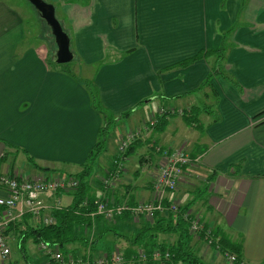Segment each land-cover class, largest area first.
Here are the masks:
<instances>
[{
	"label": "crops",
	"instance_id": "1",
	"mask_svg": "<svg viewBox=\"0 0 264 264\" xmlns=\"http://www.w3.org/2000/svg\"><path fill=\"white\" fill-rule=\"evenodd\" d=\"M48 2L74 45L71 74L48 64L42 33L30 31L26 3L0 0V177L83 171L105 124L86 81L95 84L108 111L128 114L109 125L113 150L109 154L106 144L98 171L85 181L90 201L115 169L119 138L130 132L141 134L115 185L113 206L152 201L165 152L183 149L191 158L201 156L187 168L180 188L167 195L163 212L138 220L126 212L113 223L103 216L88 218L78 226V241L61 248L64 255L85 261L121 251L130 259L139 241L153 240L149 229L155 222L165 229L175 226L181 209L168 208L176 202L225 242L218 250L202 236L172 227L157 235L159 245L172 247L183 236L198 264H236L224 251L245 264H264V0ZM220 49H225L222 59ZM160 109L168 110L163 125L147 126ZM5 195L0 188V197ZM40 197L52 207L60 202L62 209L77 202L74 192ZM50 214L25 215L9 226L7 264H53L36 233Z\"/></svg>",
	"mask_w": 264,
	"mask_h": 264
},
{
	"label": "built area",
	"instance_id": "2",
	"mask_svg": "<svg viewBox=\"0 0 264 264\" xmlns=\"http://www.w3.org/2000/svg\"><path fill=\"white\" fill-rule=\"evenodd\" d=\"M173 113L175 111H172ZM168 110L160 109L159 114H154L147 122V126L151 128L158 124V119L166 115ZM141 131L130 132L125 136H121L118 140V156L115 161V172H108L103 178L102 192L94 201L85 199L83 208H94L86 214L89 218L103 216L106 221L113 223L118 216L129 212L134 219L152 218L155 212H163L165 210L164 201L170 192L177 191L185 181L186 170L190 165L199 164L201 156L191 158L183 149L173 153L165 152L164 160L161 162L160 168L154 176L153 180V199L149 202H140L135 207H130L126 203L119 205L110 204L114 200V189L119 181L122 173L126 169L127 152L130 144L137 140ZM80 181L74 176H44L41 178L22 177L20 174L14 176L3 175L0 177V188L5 190L6 195L0 197V264H7L11 255V248L7 238V230L9 226L16 220L25 215H31L35 219H39L45 212H50L44 219V226H51L56 223L55 217L52 215L54 211L62 210L61 203L58 202L54 207L45 204L40 195L48 192L71 193L78 190ZM93 203V205L91 204ZM180 205L176 202L168 208L173 213H178ZM189 221L190 234L202 236L209 246H215L220 250L223 246L222 236L214 231L212 227L202 223L198 216H193L189 212L184 215ZM40 250L45 253L53 264H179L173 261V254L170 250L163 252L155 248L151 253H147L142 246L137 248L136 254L132 258H126L121 251H115L110 257L102 255L100 257L89 256L85 261L73 256L66 257L61 251L60 245L50 244L42 241L39 243ZM225 257L231 263L245 264L238 255L224 251Z\"/></svg>",
	"mask_w": 264,
	"mask_h": 264
},
{
	"label": "trees",
	"instance_id": "3",
	"mask_svg": "<svg viewBox=\"0 0 264 264\" xmlns=\"http://www.w3.org/2000/svg\"><path fill=\"white\" fill-rule=\"evenodd\" d=\"M224 51L225 49H220L219 50V59H222L224 56ZM198 57V56H197ZM48 64L51 66H64V65H58L55 63V59L54 57L51 58L48 61ZM86 88H88V92L90 94V98H91V102H92V106L93 108L98 111L99 113H101V115H103V118L105 120V126L102 127L100 129L99 132V137H98V141L97 143L94 145V147L92 148V150L90 151L87 161L84 165L83 171L79 174H77L76 177L79 181H80V187L78 188L77 191H75V198H76V204L70 208L67 209H62L61 211H55L54 212V217L56 219V223L51 225V226H45L44 228H42L41 230L36 231V233L38 234V237H40V239L42 241H46L49 242L50 244H54V245H60V247H65L66 245H68L69 243L78 241V233H77V229L78 226L81 223H85L87 222L89 216H87V212L89 210H87L85 213L81 212V214L76 213V211H78L79 209L84 210L85 208H83V202L85 199L87 198V194L85 191L86 188V180L91 176L92 174V170H93V166L96 165L98 158H100V156L103 154V152L106 149V144H107V136H108V131H109V125L112 124L111 121L115 122L116 118L113 120L111 119V121L109 120L107 114L105 113L103 106L101 104L100 98H99V93L97 90V87L95 86V84H93L92 82H85ZM128 114H123L120 117H125ZM165 116H162L158 119V124L159 125H163ZM186 119L188 121H190L192 119V115H187ZM158 126V125H157ZM136 142H133L132 144H130L127 152L125 153V157L128 159V157L131 156V154L135 151L136 146L135 145ZM116 170V165H115V169L113 170V172H115ZM93 205V203H91ZM181 212L178 214L179 219L176 220V224L175 226H171V228L169 229H165L163 226H161V222H158L154 225H156L153 228H150L149 230L152 231V234H150V238H153V240L148 239L147 237L142 239L141 241H139V245L144 247L147 251V253H151L155 248H158L160 250H162L163 252H165L166 250H170L171 253L173 254V261H176L177 263H184V264H198V260L197 258L194 256L193 253L189 252L188 249L184 246V238L183 236L180 238L179 240V244L174 245L172 247H167L164 245H159L157 243L156 237L158 234L160 233H168L171 231L172 227H179V229H181L182 231H185V233L187 235H190V225H189V221H187L184 217V215L187 213V210H189V208L187 207H180ZM94 208L91 207L90 211H93ZM89 211V212H90ZM88 212V213H89ZM219 234V233H218ZM186 235V236H187ZM223 238V237H222ZM224 238L222 240V244L224 243ZM227 249V248H225ZM169 264V263H168Z\"/></svg>",
	"mask_w": 264,
	"mask_h": 264
},
{
	"label": "water",
	"instance_id": "4",
	"mask_svg": "<svg viewBox=\"0 0 264 264\" xmlns=\"http://www.w3.org/2000/svg\"><path fill=\"white\" fill-rule=\"evenodd\" d=\"M28 1L36 9L51 30V34L56 43V53L54 56L55 63L58 65H64L72 62L75 55L72 52L71 39L56 16L55 6L44 0Z\"/></svg>",
	"mask_w": 264,
	"mask_h": 264
},
{
	"label": "rangeland",
	"instance_id": "5",
	"mask_svg": "<svg viewBox=\"0 0 264 264\" xmlns=\"http://www.w3.org/2000/svg\"><path fill=\"white\" fill-rule=\"evenodd\" d=\"M8 1H10L11 3H17V2H25L26 3L27 8H29L28 17L31 20L30 31L34 30V31H37V33L39 31L42 33V36H43L42 43L44 46H46L44 48L48 49V51H47V53L49 55L48 57L50 59L53 58L55 56V53H56V43H55L54 38L51 34V30H50L49 26L47 25V23L44 20H41L40 16L37 14L36 9L29 3L28 0H8ZM44 1L49 3L48 0H44ZM57 13H58V10H57ZM57 17L59 18V14H57ZM33 19H35V20H33ZM62 21H63V19H62ZM35 25H37V28L35 27ZM72 48H74V45H72ZM75 64H76V59H74L72 62H70L68 64H64V66H62L61 68H63L65 72H68L69 70L73 71V69H74L73 67H75ZM96 66L98 67V66H100V64L98 63ZM69 74H71V73H69ZM103 109H104L105 113L107 114L110 121H111V119L114 120L116 117L121 116V115L116 116L115 113L108 111L105 107H103ZM111 122H112V124H114L113 121H111ZM104 126L105 125H103V127ZM110 127H112V126H110ZM113 136H114V127L109 128L108 136H107V144L109 143V154H112V150H113V148L110 147V143L112 145H114L112 143V142H114ZM93 167H94L93 168L94 172L96 173L98 171L97 165H94ZM14 254L15 255L17 254L16 250H14Z\"/></svg>",
	"mask_w": 264,
	"mask_h": 264
},
{
	"label": "bare ground",
	"instance_id": "6",
	"mask_svg": "<svg viewBox=\"0 0 264 264\" xmlns=\"http://www.w3.org/2000/svg\"><path fill=\"white\" fill-rule=\"evenodd\" d=\"M201 238H203V237H201ZM67 257V256H66Z\"/></svg>",
	"mask_w": 264,
	"mask_h": 264
}]
</instances>
